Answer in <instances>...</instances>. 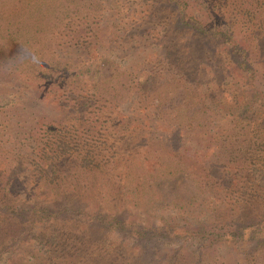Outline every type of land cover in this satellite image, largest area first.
<instances>
[{"label":"rangeland","instance_id":"374dc122","mask_svg":"<svg viewBox=\"0 0 264 264\" xmlns=\"http://www.w3.org/2000/svg\"><path fill=\"white\" fill-rule=\"evenodd\" d=\"M129 1L138 6L134 0H0V8L23 21L10 30L24 39L38 22L39 37L57 34L53 48L45 41L40 55L30 54L31 41L27 56L14 49L6 57L13 64L48 62L54 70L42 72L49 90L40 98L0 93V264H166L175 258H183L178 264H264L257 232L264 226V189L243 171L232 173L229 186L224 170L233 160L264 166V100L259 105L245 93L235 71H222L232 56L221 54L229 43L216 22L227 20L253 63H261L264 0H210L213 13L203 19L219 35H207L202 46L179 44V58L171 46L117 52ZM70 17L90 29L101 19V49L111 48L100 58L107 74L94 77V65L76 63L84 52L72 47ZM54 136L75 148L58 154ZM33 208H45L52 220L39 229ZM199 225L213 235H194ZM132 226L142 227L144 237L135 239ZM252 232L253 238L244 236Z\"/></svg>","mask_w":264,"mask_h":264},{"label":"trees","instance_id":"16d2710c","mask_svg":"<svg viewBox=\"0 0 264 264\" xmlns=\"http://www.w3.org/2000/svg\"><path fill=\"white\" fill-rule=\"evenodd\" d=\"M134 2L138 4L139 8L138 6L135 7L138 8L139 11L133 10L135 7L132 6L133 4L131 1L126 4V13L129 15L130 20L127 22L124 29L121 30L122 32L119 35L120 37H117V40L121 39L119 43L121 47L114 45L115 48L118 49V53L120 51H123V53H129V50L141 52L155 51L161 47L171 46V53L179 58L181 57L179 54V44H190L192 42L202 46L205 44V41H207V35L210 37L215 34L219 35L217 32L211 31L209 27L205 25L203 19L210 15L211 12L213 13L210 0H202L201 2L190 5L186 0H150V6H144L141 4L142 2H139V4L138 0H134ZM140 6H142V8ZM14 17L15 16L13 14L8 13V11L4 8H0V93H9L13 91L25 94L26 92H30L32 93L30 95H33L34 93V95L36 94L37 97L40 98L42 94H45V91L49 90V83H46L45 80L41 78L43 77L41 74L44 72L46 75L45 72L49 73V71H53L54 68L48 62L43 63L41 66L39 64H36L37 66H35L31 63L13 64L9 63L6 57L9 56V52H13L14 49L21 51L20 53L23 54H26L27 52L30 53L27 48L31 41H34V44L36 45V47H33L32 45L35 49L30 53L32 54V57L40 53L42 44L45 45V41L47 40L49 41L48 43L52 49L53 47L52 44H50V40H55L57 38V34L54 36L43 35L42 37H39L38 32L42 31L43 26H41V22H38L34 24V27H31V29H27L28 33H26V35L29 39H24L22 36L18 35L17 32L15 33L10 30L11 25H19L21 28V25L23 24V21L20 19H17L16 21ZM87 17L88 16H85L88 20L87 22L92 23L94 18L89 19ZM69 19V27L75 30V39H73L72 47L82 49L80 51L84 52L83 54L77 55L76 63L85 64L90 62V65H94L95 68L92 70L94 77L107 74V71L104 69V63L100 62V58H102L103 54L106 55L104 51L106 52L111 50V48L106 45V47H108L106 50L101 49L103 46L101 47L100 41L104 40L101 38L103 31L101 19L96 18L94 21L96 27L91 29L90 27H86L87 24L83 25L86 20H78L74 17H70ZM59 21L61 22L62 20ZM216 22L225 26L226 30L220 32L222 33L220 35L222 42L229 43L227 47L221 50V54H229L232 56V58L228 59V61H226L227 63L223 65L225 68H223L222 71L225 72L226 68L230 73L235 71L236 75H238V80L243 82V91L250 94V97L256 102H258L260 98L264 100V90L260 87L262 83L261 76H264V71L261 69L263 68L262 64H264V61L261 63H253L255 60L251 59L252 57L250 52L248 49H245L246 46L243 44V47L239 45L236 41L238 39L236 37L237 35L235 36V33L231 30L229 25L227 26L228 21L220 19ZM53 23L55 24L56 20L53 19ZM61 25H63L62 22ZM6 27H9V29ZM79 27L80 29L77 31L75 28ZM130 43L134 44L135 47H131ZM54 45L55 44H53V46ZM10 47H13V49L10 50ZM25 50L27 52H24ZM200 54L205 55L203 50H200ZM207 54L209 53H206V55ZM25 56H27V54ZM187 58L188 57L185 59L183 58L179 64H182V62ZM31 65H33V67H31ZM231 68H234V70ZM31 74H36V77H31ZM115 74V68L109 72L110 76H115ZM50 75L52 74L49 73V76ZM55 76L59 77V73ZM247 104H251L253 106L250 102H247ZM262 104L263 103H259V105ZM51 105L53 104L51 103ZM51 126L54 130L55 126ZM49 138L50 136L46 135L43 137L44 141L42 140L45 151L49 150ZM52 142L54 143L55 148H57L58 154L68 153L75 148L72 143L57 136H54ZM84 162H87V159H85ZM190 163L192 162L190 161L189 164ZM232 163L233 165H230ZM53 166L54 163L50 162L47 166L46 172L49 173V170L53 169ZM224 170H226V173L229 174L228 177L230 178L232 173L243 171L247 180L255 182L259 187L264 189L263 165L251 164L250 161L239 162L238 160H233L231 162L229 161ZM231 179L230 184H228L229 186L232 185L233 178ZM229 192H233L232 189H229ZM33 209L35 213V226L40 225L39 229H41L43 224L52 220L45 208ZM206 226L208 230L206 228L205 233V226L199 225V227L194 229L193 234L197 237H202V239L206 236L209 237L213 235V230H211L208 225ZM141 228L142 227L139 228L135 226L130 228L135 239H141L144 237L143 229ZM184 232H186V230H184L183 233ZM257 232L262 235V238H264V226L260 227ZM216 234L221 235V239L226 240L224 232H217ZM248 235L253 238L254 233H244V236ZM132 244L136 245L137 248L145 247L140 245V240H133ZM181 259L183 260V258H175L172 263L167 262L166 264H178Z\"/></svg>","mask_w":264,"mask_h":264}]
</instances>
